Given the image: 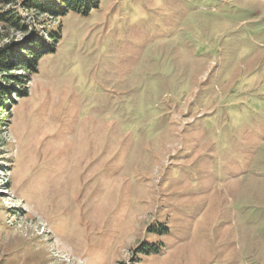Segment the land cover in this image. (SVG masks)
Here are the masks:
<instances>
[{
    "label": "rangeland",
    "instance_id": "374dc122",
    "mask_svg": "<svg viewBox=\"0 0 264 264\" xmlns=\"http://www.w3.org/2000/svg\"><path fill=\"white\" fill-rule=\"evenodd\" d=\"M29 1L0 47L62 38L0 108V264H264V0Z\"/></svg>",
    "mask_w": 264,
    "mask_h": 264
},
{
    "label": "trees",
    "instance_id": "16d2710c",
    "mask_svg": "<svg viewBox=\"0 0 264 264\" xmlns=\"http://www.w3.org/2000/svg\"><path fill=\"white\" fill-rule=\"evenodd\" d=\"M100 2L101 0H31L24 5V8L40 15L62 19L71 12L83 17L89 16L94 9L99 7ZM0 19L6 23H11L12 26L20 30H26V27L20 24V17L16 14L11 15L10 12H7L1 15ZM49 35L53 39V44L46 42L44 38L37 34L28 40L24 50L22 46L14 49L8 44L0 47V108H8L6 100L11 95L12 90H18L16 92L19 93V96L25 98L28 95L25 80L39 72L42 59L57 52L62 38L61 33L57 29H53L49 31ZM12 71H20L25 74L4 75ZM10 84L18 89H13L14 87ZM21 87L23 89H20Z\"/></svg>",
    "mask_w": 264,
    "mask_h": 264
}]
</instances>
